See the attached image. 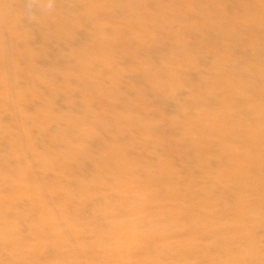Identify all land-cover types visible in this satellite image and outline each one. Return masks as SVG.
Wrapping results in <instances>:
<instances>
[{
  "label": "bare ground",
  "instance_id": "1",
  "mask_svg": "<svg viewBox=\"0 0 264 264\" xmlns=\"http://www.w3.org/2000/svg\"><path fill=\"white\" fill-rule=\"evenodd\" d=\"M10 85L0 264H264V0H0Z\"/></svg>",
  "mask_w": 264,
  "mask_h": 264
},
{
  "label": "rangeland",
  "instance_id": "2",
  "mask_svg": "<svg viewBox=\"0 0 264 264\" xmlns=\"http://www.w3.org/2000/svg\"><path fill=\"white\" fill-rule=\"evenodd\" d=\"M5 51H10L9 46L5 47ZM127 96L129 98H133L135 95L133 93H131V94L128 93ZM155 99L156 98L154 97L152 92L149 91L145 94V100L147 103L152 104L155 101ZM59 102H60V100H59ZM97 103H98L97 100H93V105L97 104ZM5 107H6V109L4 111L0 110V113L5 112V115H2L1 118L3 119V121L8 123L9 125L11 124V126L13 127L15 132L18 135H20L19 132H21L22 122L20 119L19 108H18L17 103H16V92H15V89L12 85L8 86L6 89V106ZM95 107H97V105H95ZM62 108H64V107H62ZM49 128L54 130L55 125L52 124V125H50ZM129 134H133V132H131ZM157 147L159 149H163L164 145H158ZM46 193H49V192H46ZM55 210H56V207H55ZM136 215H137V213H136ZM19 227L22 230L24 228V226H22V225H20ZM86 264H89V262H87Z\"/></svg>",
  "mask_w": 264,
  "mask_h": 264
}]
</instances>
